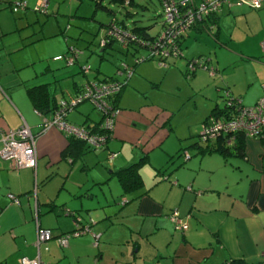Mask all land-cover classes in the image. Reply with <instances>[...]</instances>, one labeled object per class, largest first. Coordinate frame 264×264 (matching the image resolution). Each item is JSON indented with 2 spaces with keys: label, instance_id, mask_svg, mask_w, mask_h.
<instances>
[{
  "label": "crops",
  "instance_id": "crops-1",
  "mask_svg": "<svg viewBox=\"0 0 264 264\" xmlns=\"http://www.w3.org/2000/svg\"><path fill=\"white\" fill-rule=\"evenodd\" d=\"M7 1L11 0H0V8ZM210 21L214 26L207 25ZM8 31L14 32L6 37ZM202 31L213 39L220 59L230 56L241 70L239 77L219 74L213 79L212 91L199 87L209 106L200 122L213 107L222 106L219 101L223 104L226 88L243 105L253 104L263 94L264 0L257 7L236 0L222 2L214 14L188 28L181 48L191 35ZM234 32L242 37L240 41H234ZM16 39L22 41L20 47H14ZM28 41L32 39L26 41L17 28H6L0 21V133L24 122L35 134L36 151L33 166L13 167L0 157V264H20L21 255L38 256L42 264H263L264 156L258 138L245 136L241 153L225 155L190 146L197 134L194 129L175 134L171 144L186 136L194 138L181 146L176 143L172 149L163 146L166 163L157 167L164 170L157 175L158 169L147 185L122 191L114 171L140 155L147 158L150 148L139 147L129 156L116 154L104 161L97 154L99 166L89 172L85 152H112L108 142L116 145L115 140L122 139L119 136L127 135L116 118L105 146L99 149L81 144L69 149L59 129L49 126L41 130V115L34 112L25 92L33 75L17 71L21 55L10 57ZM179 56L170 62L175 63ZM203 60L208 65V58ZM78 64L52 74V86L44 80L56 101L83 80L73 76ZM116 103L119 105L118 97ZM98 117L81 104L66 114L67 120L77 123H93ZM9 192L17 201L8 197ZM173 210L184 220L185 228H177L170 219ZM75 217L87 229L60 245L56 236L71 230ZM36 223L52 232L39 245L35 244ZM106 253L109 261H104Z\"/></svg>",
  "mask_w": 264,
  "mask_h": 264
},
{
  "label": "rangeland",
  "instance_id": "rangeland-1",
  "mask_svg": "<svg viewBox=\"0 0 264 264\" xmlns=\"http://www.w3.org/2000/svg\"><path fill=\"white\" fill-rule=\"evenodd\" d=\"M18 1L25 3V6L17 5L16 11H12L8 6L0 8V21L6 28H17L21 35H25V40L32 39L31 42L10 54V57L21 55L22 60L18 63L17 71L21 75L30 71L28 75L33 76L28 83L47 79L49 86H52V74L58 73L61 68H71V63L63 64L64 59L53 60L52 53L62 54L70 45L77 50L76 61L79 62L74 70V77L93 78L96 67L98 76L112 73L116 61L121 56L115 44L104 49L102 58L98 55V40L102 35L100 23L105 22L110 14L105 8L96 6L93 0H11L14 5ZM132 1V4L121 6L116 1L101 0V5L112 10L117 18H122L129 26L132 23L148 25L150 33H154L158 29V21L161 20L159 1ZM125 8L130 9L131 15H123ZM233 35L236 42L242 39L237 36V32ZM35 37L37 38L33 40ZM185 42H183L184 47L182 44L183 57L181 58L180 55L177 59L175 58V63L161 64L153 58H146L134 66L133 72L127 78L118 96L119 105L114 117L117 119L116 123H119L120 128L125 130L127 135L119 136L122 139L115 140L116 145L113 144V147L111 146L113 141L108 142L112 152L109 150L102 152L100 149L85 152L84 158L90 161L87 168L89 172L99 166V162L96 161L99 159L96 157L97 154H102V161H104L116 154L129 156L139 151V147L150 148L148 157L139 167L142 178V185L139 187H143L156 174L159 169L157 166L166 163L163 146L172 149L176 147V143H179L177 146H181L190 138H194V135L186 136L171 144L172 136L184 135L189 129H194L197 133L201 130L200 119L209 106L199 87L200 89L206 87L208 91L209 89L212 91L214 78L223 73L239 77L241 66L235 62L236 60L232 62L230 56L220 59V50L214 48L213 39L205 31L195 36L191 35ZM138 51L142 53L144 49L140 48ZM202 52L204 56H190V53L196 55ZM196 57L208 58V66L213 67V73L208 67L201 65L195 66L194 75L185 72L186 60ZM180 60H182L181 63H179ZM81 66H89L86 75L82 72ZM78 67L80 71L77 70ZM224 91L225 89L222 96ZM219 103L222 105L221 101ZM79 104L89 106L91 115L96 112L89 100ZM69 113L70 111L67 112ZM157 142L161 146L152 147ZM163 170L159 169L157 175ZM111 178L116 182L114 176ZM109 256L106 253L104 261H109Z\"/></svg>",
  "mask_w": 264,
  "mask_h": 264
},
{
  "label": "trees",
  "instance_id": "trees-1",
  "mask_svg": "<svg viewBox=\"0 0 264 264\" xmlns=\"http://www.w3.org/2000/svg\"><path fill=\"white\" fill-rule=\"evenodd\" d=\"M111 1H116L119 4H121V6L132 4L133 2L132 0H111ZM158 1L161 5V0H158ZM93 2L96 6L103 7L110 13L107 20L103 23H100L101 28H102V35L99 37V40H98L99 57L102 58L104 55L103 54L104 49L107 47H111L113 43L115 44L121 56L116 61L112 73L110 74L104 73L102 76H98L95 74L94 76H92L93 78L86 76L80 82V84L76 86L73 92L66 91L61 95L60 98L64 99L66 102L64 104L66 111H65V114H63L62 116L66 121H69V122H72V121L66 119L67 112L71 111L80 102L84 100H89L91 105L96 109V112L98 113V116H99L98 120L93 123H77L74 121L72 123L83 126L90 132L103 134L105 137V140L102 143V146L98 148H93L87 145L85 140H83L82 138L69 135L60 130L62 134L67 138L66 146L69 149L71 147H74L77 144L84 145L86 149L102 148L105 146L106 139L112 131L113 123L111 126H109V128L104 126L101 123V120H102L101 113L92 104V102L89 99V96L82 95L84 91H92V89L98 86L100 82L110 81L113 79L116 80L117 82H119V86L116 89V91L109 93L106 96L107 98L106 102L109 107L117 108L118 105L116 103V100H117L118 94L121 91L124 84L126 83L127 78L129 77L127 76L128 68H130L133 72L134 66L139 61L146 59V58H153L158 63H159V60L160 61L162 60L165 64H168L170 62L169 60L170 58H174L169 54L165 57L159 55V51L161 49L172 51V47H170L171 43L167 42L165 38L163 39V36H162V32L165 29V22L163 23V16L161 13V8H160L161 20L158 21V29L154 33H150L149 31L150 26L137 24V23H132V25L129 26L127 22H125V20H123L122 18H117L113 14L112 10L107 9L106 7L102 6L101 0H93ZM12 4L13 2L7 1L2 6L11 7ZM131 13L132 12L130 11L129 8H125L123 11L124 16L126 15L129 16L131 15ZM214 13L215 11L208 13L207 15L203 16L201 20H204L205 18H207V16H210V14H214ZM198 22L199 21H193L189 23L188 27L184 31H182L179 35L173 38L174 44L176 46H179V51L181 52L180 55L182 54L181 42L183 41L182 38H183L184 33L188 30V28L192 27ZM207 25L214 26V21H210L209 23H207ZM207 25L205 26L207 27L209 31H211V28ZM13 32L14 31H8L7 33H5L7 34L6 37L10 36ZM5 42L7 43L8 40H6ZM15 44H14V47H20L22 45V41L19 42V40L16 39ZM140 48H143L144 52L142 53L139 52L138 50ZM73 49L74 47L70 45L68 46V49L64 53L55 55L59 57L54 58L55 57L54 56L53 59H64L65 63L73 64L77 60V56L73 52ZM67 55H72L71 62L66 61ZM192 59L193 58L187 59L186 67L184 69L185 72L193 73V70L195 69V67L193 69L189 68V63L191 62ZM200 63H204L203 58L200 59ZM82 67L83 66H81L82 72L84 73V75H86L89 69V66L87 67V69H84V70ZM95 70H98V69L96 68ZM118 71H121V72L118 73ZM25 92L31 101V104L34 108V112L35 110H37L38 114H40L41 116L44 115V116L51 117L59 106L57 101L53 97L52 91H50L48 87L47 81H36L28 85H25ZM69 97H75L77 99L75 100V102L69 103ZM238 106H243V104L240 101V98L230 93V91H228L226 88L223 94L222 106L218 108L213 107L212 110L202 120V124H206L207 122H209V120H211V118H214L215 116H218L220 118L222 117L227 118L233 112L236 111ZM244 137H245V134L243 131L238 130V129H229V128L218 130L217 132H215L214 136H210V134L202 135L198 132L195 138L192 140L190 146L196 148L198 151L200 150L201 152L217 151L225 155L230 154V153H241ZM184 154L189 155V153L187 152H184ZM145 159H146L145 154L140 155L137 159L127 163L126 165L122 167L117 168L114 171V174L119 182V185L122 191H129L132 189H137L139 188V186L142 185V178L139 173V167ZM230 262L231 261H226L225 264H230ZM261 262L264 264V258L261 260Z\"/></svg>",
  "mask_w": 264,
  "mask_h": 264
},
{
  "label": "built area",
  "instance_id": "built-area-1",
  "mask_svg": "<svg viewBox=\"0 0 264 264\" xmlns=\"http://www.w3.org/2000/svg\"><path fill=\"white\" fill-rule=\"evenodd\" d=\"M224 1L226 0H161L160 8L163 16V23L165 22V29L162 32V36L163 39L165 38L167 42L171 43L170 47H172V51L161 49L159 55L163 57L168 54L172 57L180 55L181 52L179 51V46L174 44L173 38L184 31L189 23L200 21L203 16L216 11ZM260 1L261 0H236V3H246L250 6L257 7L260 5ZM15 4L16 5L12 4L11 6L12 11L17 10V5L25 6V3H21L20 1ZM261 46L264 48V40L261 41ZM73 52L77 55V50H75V48L73 49ZM57 57L59 56H55L54 58ZM71 60L72 55H67L66 61L71 62ZM159 63L165 64L162 60H159ZM196 65H201L206 68L208 67L210 72L213 73V67H209L205 62L200 63L198 58H193L189 63V68L193 69ZM82 68L83 70L87 69L86 66H83ZM120 72L121 71H118V73ZM131 72L132 70L128 68L127 76H129ZM118 86L119 82L113 79L100 82V84L94 87L92 91H84L82 93L83 96H89L92 104L101 113V123L108 128L114 121L117 108L108 106L106 96L109 93L116 91ZM76 99L77 98L75 97H69V103L75 102ZM57 103L59 106L51 117L44 115L41 116V130L49 126H54L69 135L82 138L87 145L93 148L102 146V143L105 140L103 134L90 132L83 126L66 121L62 116L66 111L64 106L66 102L64 99L60 98L57 100ZM35 113H38V111L35 110ZM207 123L202 125V129L199 131L200 134H210V136H214L215 132L218 130L229 128L241 130L244 132L245 136L260 138L259 140H262L260 141L261 153L264 156V86L263 94L257 98L253 104L238 106L236 111L229 117L220 118L215 116ZM110 154V156H112V153ZM0 157L8 159L13 167L33 166L35 164V134L27 124L23 122L16 128H9L0 133ZM7 195L14 201H17L14 194L9 192ZM169 217L177 228L183 229L186 227L184 220L178 217L174 210L170 212ZM75 219L77 222L71 230L62 232L56 236L60 245H66L70 236L77 235L82 230L84 231L87 229L86 225L79 224L78 217H75ZM51 236L52 232L49 228L41 227L36 223V245L45 242V240ZM262 255L264 258V249ZM19 262L20 264H42L38 256L29 257L21 255L19 256Z\"/></svg>",
  "mask_w": 264,
  "mask_h": 264
}]
</instances>
